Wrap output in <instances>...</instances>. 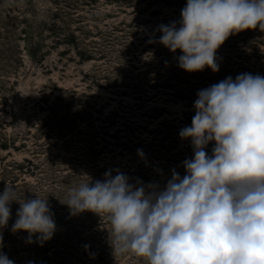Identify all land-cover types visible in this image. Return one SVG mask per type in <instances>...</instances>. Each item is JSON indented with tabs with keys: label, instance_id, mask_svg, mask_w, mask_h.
<instances>
[{
	"label": "rangeland",
	"instance_id": "obj_1",
	"mask_svg": "<svg viewBox=\"0 0 264 264\" xmlns=\"http://www.w3.org/2000/svg\"><path fill=\"white\" fill-rule=\"evenodd\" d=\"M186 3L0 0V194L7 183L18 199H48L56 223L52 239L29 244L27 232L11 230L13 202L0 252L14 264H147L113 251L106 214L70 215L65 203L106 172L161 187L173 169L183 177L193 149L179 132L191 126L198 91L264 76L259 26L225 41L218 72L181 69V51L159 43V26L178 22Z\"/></svg>",
	"mask_w": 264,
	"mask_h": 264
},
{
	"label": "clouds",
	"instance_id": "obj_2",
	"mask_svg": "<svg viewBox=\"0 0 264 264\" xmlns=\"http://www.w3.org/2000/svg\"><path fill=\"white\" fill-rule=\"evenodd\" d=\"M180 17L159 26V43L181 51L178 66L186 72H218L216 52L230 36L264 29V0H187ZM193 107L191 126L179 132L193 149L182 162L183 177L173 169L161 187L106 172L103 180L72 189L65 204L70 215L106 214L113 251L147 264H264V76H229L198 91ZM13 202L19 204L13 233L27 232V243L41 246L52 239L48 199H18L7 183L0 228L8 225ZM2 240L0 234V246ZM0 264L14 261L0 252Z\"/></svg>",
	"mask_w": 264,
	"mask_h": 264
}]
</instances>
